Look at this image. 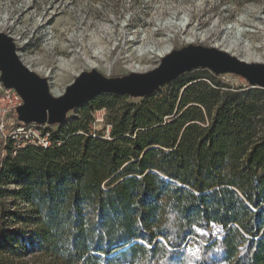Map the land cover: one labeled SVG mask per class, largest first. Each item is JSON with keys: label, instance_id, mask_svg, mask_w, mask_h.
I'll use <instances>...</instances> for the list:
<instances>
[{"label": "trees", "instance_id": "obj_1", "mask_svg": "<svg viewBox=\"0 0 264 264\" xmlns=\"http://www.w3.org/2000/svg\"><path fill=\"white\" fill-rule=\"evenodd\" d=\"M198 72L91 97L51 149L6 142L0 264H264V89Z\"/></svg>", "mask_w": 264, "mask_h": 264}, {"label": "rangeland", "instance_id": "obj_2", "mask_svg": "<svg viewBox=\"0 0 264 264\" xmlns=\"http://www.w3.org/2000/svg\"><path fill=\"white\" fill-rule=\"evenodd\" d=\"M51 1L0 0V32L13 39L21 62L48 80L55 97L83 71L94 69L107 77L145 73L167 54L188 45L213 47L248 63L264 64V0H65L72 2L67 5L68 15H51V9L45 14L44 8ZM90 2L103 4L106 16L98 14L95 28L83 32L82 42L71 46L66 41L71 33L63 32L65 25L74 23L73 10ZM164 25L181 31L173 27L158 32ZM48 37L53 39L45 41ZM139 39L145 40L138 43ZM94 40L100 43L91 44ZM64 45L67 48L63 49ZM163 52L166 54L159 57ZM202 73L206 72L194 70L180 80ZM221 81L234 88L244 87L243 79L234 75L221 77ZM52 89L58 93L53 94ZM80 105L67 117L76 116ZM105 113H93V119L102 117V121H93L91 130L107 136ZM5 144L0 138V157L7 152L2 149ZM11 156L15 155L11 152ZM6 225L8 229L15 227Z\"/></svg>", "mask_w": 264, "mask_h": 264}, {"label": "water", "instance_id": "obj_3", "mask_svg": "<svg viewBox=\"0 0 264 264\" xmlns=\"http://www.w3.org/2000/svg\"><path fill=\"white\" fill-rule=\"evenodd\" d=\"M200 69L214 75H234L252 88L264 89V64L248 63L213 47L188 45L167 54L156 68L145 73L107 77L94 69L83 71L55 97L48 80L27 68L17 55L13 39L0 32V82L21 97L15 114L22 123L59 125L69 112L93 96L107 93L144 98L183 74Z\"/></svg>", "mask_w": 264, "mask_h": 264}, {"label": "built area", "instance_id": "obj_4", "mask_svg": "<svg viewBox=\"0 0 264 264\" xmlns=\"http://www.w3.org/2000/svg\"><path fill=\"white\" fill-rule=\"evenodd\" d=\"M21 104L19 94L13 89L4 88L0 82V138L12 145L13 155L27 146L48 150L58 145L52 139L53 126L17 120L15 110ZM101 121L102 117L94 118L95 123Z\"/></svg>", "mask_w": 264, "mask_h": 264}, {"label": "bare ground", "instance_id": "obj_5", "mask_svg": "<svg viewBox=\"0 0 264 264\" xmlns=\"http://www.w3.org/2000/svg\"><path fill=\"white\" fill-rule=\"evenodd\" d=\"M65 0H52L48 6H46L44 8L45 14H47L49 12V9H51V15H68V10H67V5H70L72 2H64ZM72 10V9H71ZM76 14L75 19H74V23L70 22L67 23L66 28H64V33L65 32H70L71 35L68 36L66 38V41L68 44H70L71 46H74L76 43L78 44V42H82L83 39V32L87 31L88 29H92L95 28L96 24H95V18L96 16H98V14L102 17L106 16V12L107 10L104 8L103 4L102 5H97L94 6L91 2L88 4H83L78 6V9L75 11L73 10ZM49 14V13H48ZM4 20H2V22H4ZM241 23H244L243 21ZM175 27L174 25H164L162 26L158 32L164 30V29H170ZM102 28V27H101ZM103 29V28H102ZM176 30L181 31V29L178 28H174ZM104 30V29H103ZM103 34H107V31L104 30ZM92 37V36H91ZM53 37H48L45 39V41H49L52 40ZM134 40V39H133ZM133 40L129 41V42H133ZM145 39H139L138 43L143 42ZM91 44H98L100 43L98 40H94L91 41ZM49 45H55L52 42L49 43ZM84 46H82L83 48ZM67 48L66 45L63 46V49ZM164 54H166V52H163L159 55V57H162ZM142 55H139V57H141ZM246 62V61H245ZM51 84V83H50ZM53 94H57L58 91L52 89L51 90Z\"/></svg>", "mask_w": 264, "mask_h": 264}, {"label": "snow or ice", "instance_id": "obj_6", "mask_svg": "<svg viewBox=\"0 0 264 264\" xmlns=\"http://www.w3.org/2000/svg\"><path fill=\"white\" fill-rule=\"evenodd\" d=\"M169 239H171V238H169ZM151 246L149 245V248H150ZM169 251H171L170 249H169Z\"/></svg>", "mask_w": 264, "mask_h": 264}]
</instances>
